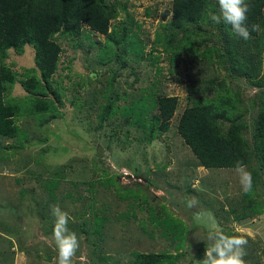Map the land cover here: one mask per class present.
I'll return each mask as SVG.
<instances>
[{"label": "rangeland", "instance_id": "obj_1", "mask_svg": "<svg viewBox=\"0 0 264 264\" xmlns=\"http://www.w3.org/2000/svg\"><path fill=\"white\" fill-rule=\"evenodd\" d=\"M123 1L126 11L121 10L112 25L132 16L136 22L135 32L145 44L144 57L126 53V67L116 58L99 63L100 47L106 46L107 38L84 25L86 34L81 45L69 38L60 40L63 51L54 77L64 88V104L56 118L40 125L42 114H30L22 85L18 82L11 91L12 96L21 98L25 111L19 120L20 133L16 138L7 140L0 135V264H56V245L45 228L48 222L42 227L37 218L43 204L49 200V193H53L49 183L53 172L76 158L92 166L88 174L94 175L95 170V207L108 205V219L104 233L95 237L99 247L89 248L94 236L89 234L90 240L83 243L81 253L73 257V264H136L135 251L168 250L177 254L175 246L178 244L186 254L174 262L187 264L195 255L198 257L204 243L209 242V233L218 232L219 221L223 223L220 226V230L225 229L223 233H229V226L232 232L235 230L234 235L249 239L244 257L246 264H264V198H257L252 211L244 207L250 199H256L257 191L264 189L259 191L257 181L250 197L244 201L246 193L241 190L235 169H205L177 132L180 114L192 103L189 87L207 72L212 74L213 67L204 69L200 58L197 60L190 55H181L173 66L162 46L154 45L156 33L161 31L162 13L171 8L172 0ZM152 49L159 58L157 65L147 57ZM9 52L6 63L20 76L25 75L26 68L35 66L32 45H26L23 54L13 49ZM220 70L223 79L226 71ZM112 77H116L112 88L120 95L116 106L121 108L100 128L97 114L100 104L106 102L103 91L108 90L106 86ZM256 91V87H247L245 94L250 98ZM151 93L176 95L180 106L170 130L149 142L143 129L126 122L123 107H131V118L142 117L148 110ZM74 95H80L77 105L72 103ZM138 96L144 101L136 110L132 108L135 101H131ZM94 97L97 101L92 99ZM195 97L198 98V94ZM85 99L90 102L82 106ZM250 110L256 112L255 108L250 107ZM249 119L252 121L251 116ZM8 142L15 147L9 148ZM94 161L106 168L107 178H113L119 186L99 181L103 171L95 168ZM74 164L65 171L64 178L52 179V182L63 180L57 192L73 188L69 179L76 182L85 179V167ZM84 187L79 186L81 191L75 193L86 194ZM189 201L194 202L192 207L188 206ZM221 202L232 204L233 211L221 213ZM68 204L67 199L63 206ZM255 210L260 212L254 213ZM237 212L239 216L247 215L243 218L245 224L235 221L226 224ZM21 214L25 216L23 221Z\"/></svg>", "mask_w": 264, "mask_h": 264}, {"label": "trees", "instance_id": "obj_2", "mask_svg": "<svg viewBox=\"0 0 264 264\" xmlns=\"http://www.w3.org/2000/svg\"><path fill=\"white\" fill-rule=\"evenodd\" d=\"M122 1L0 0V135L2 137L10 140L20 133L18 123L25 109L21 98L14 97L11 93L18 82L26 91L25 98L28 100L27 107L30 114H42L40 125L56 118L59 111L62 112L64 88L54 77L59 69L63 51L60 40L69 38L72 41H79L81 45L82 37L86 34L84 25L90 31L104 34L107 38L106 46L100 47L99 63L105 64L116 58L123 67H126V53L134 52L138 58L144 57L145 44L135 32L136 22L133 17L129 15L126 20H119L118 25H112L113 20L120 16V11H126V3ZM246 2L250 8L248 25L256 23L261 26L259 33H251V40L245 41L236 36L230 25L223 22L216 24L208 18L209 13L219 14L217 0H172L171 8L162 13L163 23L161 31L156 33L154 45L162 46L173 66L181 55H190L197 60L200 58L204 69L213 67L212 74L207 72L189 87V99L192 103L180 114L176 126L177 132L191 148L199 161L197 163L205 169H235L236 162L243 161L247 170L252 173V188L258 181L260 191V188L264 189V0H246ZM26 45H32L35 49V66L26 68L25 75L20 76L6 63V60L11 49L23 54ZM153 50L147 54V57L152 60L153 65H157L159 58L154 55ZM221 68L226 71L223 79ZM91 71L95 72L93 69ZM115 78L112 77L107 84L108 90L103 91L106 102L100 104L97 114L100 128L106 121L115 117L121 108L116 106L120 96L118 90L112 88ZM153 83L157 84L156 80ZM78 84L84 88L83 83ZM247 87L257 88L253 97L246 96ZM208 92L214 95L208 96ZM197 94L198 98L195 97ZM151 96L148 110L142 117L131 118V107H123L126 122L143 129L149 142L160 133L170 130L172 120L180 106V98L176 95L151 93ZM79 98L80 95H74L72 103L77 105L76 101ZM92 99L97 101L96 97ZM143 101L144 98L140 96L133 98L131 103L134 102L135 106L132 108L136 109ZM89 102L85 99L81 103L85 106V103ZM250 107L255 108L256 112L250 110ZM250 116L252 121L249 119ZM246 134L250 136L247 137ZM7 146L15 147L10 142ZM30 160L36 161V158L30 157ZM74 161L85 167V179L77 182L69 179L73 188L57 192L63 180L52 182V179L64 178L65 171L75 166ZM93 164L95 168L103 171L99 174V181L105 182V185L119 186L113 178H107L106 168L100 167L95 161ZM91 167L87 161H80L78 158L58 166L49 179L53 193L48 192L49 200L43 204V211L37 218L42 222V227L48 222L49 226L47 224L45 227L46 233L52 234L55 221L51 212L53 206H59L63 211L68 212L71 217L68 228L82 242L77 253H81L83 243L86 244L90 240L89 234L94 235L89 248L94 250L95 247H99L96 238L104 233L108 219L106 215L108 205L95 207V170L93 169L94 175L88 174ZM79 186H85L84 190L87 193H75L81 191ZM251 191L246 193L244 201L250 197ZM255 196V200L250 199L244 206H248L249 211H252L251 208L256 204L257 198H264V191H257ZM67 199L69 204L63 206ZM221 205L223 206L221 213L224 215L233 211L232 204L221 202ZM239 214L237 212L236 215L230 216L225 223L229 224L231 221L245 223L243 218L247 215L239 216ZM20 218L23 221L25 216L21 214ZM222 224L219 221L218 225L222 227ZM227 229L231 232L225 234L234 235V229V232L229 226ZM219 231L223 232L225 229ZM166 232H168L167 227L164 228V233ZM6 238L10 237L6 236ZM210 243L212 242L206 241L199 256L195 255L187 264H202L206 248L211 246ZM175 247L179 251L177 254L168 250L135 251V263L175 264L174 259L178 261L186 254L185 251H181L180 244ZM10 250L12 247L9 248Z\"/></svg>", "mask_w": 264, "mask_h": 264}, {"label": "clouds", "instance_id": "obj_3", "mask_svg": "<svg viewBox=\"0 0 264 264\" xmlns=\"http://www.w3.org/2000/svg\"><path fill=\"white\" fill-rule=\"evenodd\" d=\"M217 3L219 14H208L212 22L230 25L233 33L245 41L252 39V32L261 31L259 24L253 23L249 26L247 23L250 8L246 0H217ZM235 172L239 177L242 192H250L253 187V177L243 161L236 162ZM193 203L189 201L188 206L192 207ZM51 212L55 218L52 238L57 249L56 264H73V257L80 248V241L68 228L71 217L59 206H53ZM208 240L212 243L206 248L202 264H246L244 257L247 255L248 239L243 235L210 232Z\"/></svg>", "mask_w": 264, "mask_h": 264}, {"label": "crops", "instance_id": "obj_4", "mask_svg": "<svg viewBox=\"0 0 264 264\" xmlns=\"http://www.w3.org/2000/svg\"><path fill=\"white\" fill-rule=\"evenodd\" d=\"M228 196V195H227ZM260 215H262V214H260ZM237 224H242V223H237ZM243 224H245V223H243ZM216 226H217V229H218V231L220 230V226L218 225V223L216 224Z\"/></svg>", "mask_w": 264, "mask_h": 264}]
</instances>
